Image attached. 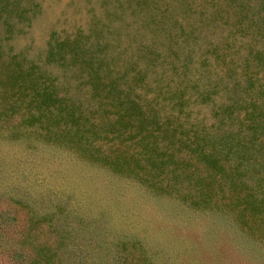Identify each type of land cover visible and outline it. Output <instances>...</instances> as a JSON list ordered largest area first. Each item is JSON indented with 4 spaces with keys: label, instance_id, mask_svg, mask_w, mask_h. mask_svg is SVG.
Segmentation results:
<instances>
[{
    "label": "rangeland",
    "instance_id": "1",
    "mask_svg": "<svg viewBox=\"0 0 264 264\" xmlns=\"http://www.w3.org/2000/svg\"><path fill=\"white\" fill-rule=\"evenodd\" d=\"M2 7L1 18L14 11V24L0 35V78L14 62L34 61L57 74L61 92L70 65L45 62V50L75 39L99 52L118 87L130 86L144 106L176 115L182 104L180 119L205 126L242 81L243 65L264 88V0H0ZM20 122L18 113H0V210L17 211L10 227L18 235L36 221L35 241L58 245L63 262L264 264V238L231 213L154 191Z\"/></svg>",
    "mask_w": 264,
    "mask_h": 264
},
{
    "label": "trees",
    "instance_id": "2",
    "mask_svg": "<svg viewBox=\"0 0 264 264\" xmlns=\"http://www.w3.org/2000/svg\"><path fill=\"white\" fill-rule=\"evenodd\" d=\"M4 10L0 35L14 24V11L10 8L1 18ZM101 58L99 52L81 50L75 39L55 46L49 42L45 62L70 65L67 79L59 81L61 92L49 68L18 60L0 78V113L20 114V124L33 126L43 140L73 148L154 191L193 207L229 212L248 234L264 238V101L258 99L264 88L256 86L259 78L246 70L249 65H243L242 81L231 86L229 101L212 109L215 121L205 126L180 119L182 104L175 106L176 115L144 106L130 86L118 87ZM69 77L79 84L72 86ZM208 128L221 132L213 136ZM253 151L261 152L258 160ZM28 220L18 235V227H10L18 224L17 211L0 210V258L9 264H68L58 245L35 241L36 221Z\"/></svg>",
    "mask_w": 264,
    "mask_h": 264
}]
</instances>
